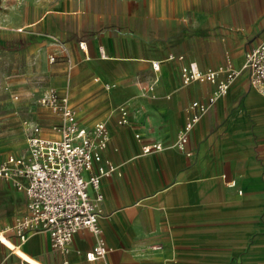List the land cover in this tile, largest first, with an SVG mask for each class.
Returning a JSON list of instances; mask_svg holds the SVG:
<instances>
[{"label": "crops", "instance_id": "0c3cea01", "mask_svg": "<svg viewBox=\"0 0 264 264\" xmlns=\"http://www.w3.org/2000/svg\"><path fill=\"white\" fill-rule=\"evenodd\" d=\"M244 7L210 16L189 14L179 0H11L0 15V33L10 29L0 52L25 56V93L40 99L57 90L82 127L107 124L103 157L115 170L101 185L99 223L109 252L94 262L86 254L96 238L85 230L67 254L44 232L20 245L13 228L27 198L0 179V264H264V96L243 70L246 54L264 39V8ZM226 43L237 50L231 59L241 73L202 114L188 157L176 146L178 133L190 103L206 102L214 87L184 86L177 58L216 68ZM156 78L155 90L143 91ZM38 99L40 115L21 123L25 147L0 153V164L26 152L25 121L53 136L60 118ZM154 143L162 151L143 154Z\"/></svg>", "mask_w": 264, "mask_h": 264}, {"label": "built area", "instance_id": "2783aa9c", "mask_svg": "<svg viewBox=\"0 0 264 264\" xmlns=\"http://www.w3.org/2000/svg\"><path fill=\"white\" fill-rule=\"evenodd\" d=\"M80 47L84 49V43ZM173 58V55L168 56V59ZM177 60L182 63L184 86L203 83L214 87L206 102L190 103L189 116L178 133L176 146L190 157L187 149L190 134L207 108L228 95L241 70L234 66L228 54L222 64L207 70H202L196 62L185 64L183 57ZM50 61L53 63L56 58ZM152 69L160 72L161 62H153ZM243 70L248 72L252 87L264 96V39L246 54ZM156 83L157 78L151 85L144 86L143 91L153 92ZM37 104L60 119L52 126L53 136L45 135L39 124L25 121L26 152L21 156L11 155L0 164V179L13 184L27 198V213L17 220L13 232L20 245L25 244L31 234L44 232L50 237L54 250L67 254L74 236L85 230L96 238L86 259L91 262L103 259L109 248L99 223L104 202L101 185L115 170L114 164L103 157L111 141L109 128L102 122L91 129L82 127L68 96L57 90H50ZM125 116L126 112L122 114V124L126 123ZM162 149L161 143L142 146L143 154Z\"/></svg>", "mask_w": 264, "mask_h": 264}, {"label": "rangeland", "instance_id": "374dc122", "mask_svg": "<svg viewBox=\"0 0 264 264\" xmlns=\"http://www.w3.org/2000/svg\"><path fill=\"white\" fill-rule=\"evenodd\" d=\"M180 3L186 6L189 14L196 12H205L210 16H216L217 11L226 10V12H233V10L245 6L248 10L259 11L264 8V0H179ZM11 0H0V15L6 12ZM3 27L2 24H0ZM0 33V36H5L10 29ZM228 36V35H227ZM252 42L247 39L246 47ZM235 52L237 50H234ZM233 50L228 43L223 53L224 55H233ZM238 52H242L241 50ZM25 56L22 52L2 51L0 52V153L11 154L19 153L25 147V136L22 130V121L25 118H33L37 112L35 101L38 96L27 95L24 88V79L28 82L26 77V65L24 64ZM26 77V78H25ZM19 96L18 100L15 96ZM40 118V117H39ZM43 130L46 128L41 124Z\"/></svg>", "mask_w": 264, "mask_h": 264}]
</instances>
